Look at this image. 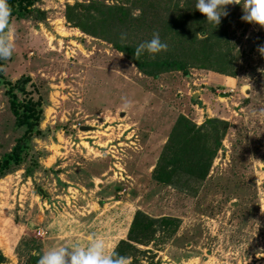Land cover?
Here are the masks:
<instances>
[{
  "label": "rangeland",
  "instance_id": "374dc122",
  "mask_svg": "<svg viewBox=\"0 0 264 264\" xmlns=\"http://www.w3.org/2000/svg\"><path fill=\"white\" fill-rule=\"evenodd\" d=\"M90 1L138 15L142 0H40L45 23L10 18L15 51L0 61V153L18 140L24 149L0 174V264H37L46 250L94 236L123 248L130 264H264V28L229 5L217 26L234 64L228 75L197 67L153 75L68 22L67 5ZM195 2L152 6L161 21L187 28ZM177 32L166 28L167 51L155 58H181ZM123 34L125 45L132 36ZM24 77L22 91H12L35 104L30 131L8 103L7 82ZM122 97L132 102L127 111ZM180 114L196 124L217 118L221 134L206 167L180 162L166 182L155 164Z\"/></svg>",
  "mask_w": 264,
  "mask_h": 264
},
{
  "label": "trees",
  "instance_id": "16d2710c",
  "mask_svg": "<svg viewBox=\"0 0 264 264\" xmlns=\"http://www.w3.org/2000/svg\"><path fill=\"white\" fill-rule=\"evenodd\" d=\"M38 1L40 0H8V3L12 8V15L15 17L30 16L38 22L45 23L44 12L34 6ZM155 2L156 0L140 1L138 15L132 14L128 7L96 1H90L87 4L75 2L73 6L67 5L64 14L74 27H80L83 31L108 40L116 51L127 55L137 67L148 73L150 71L153 75L156 72L178 70L187 73L188 67L207 68L219 74L228 75L229 69L234 64L232 56L227 52L223 53L224 48L222 49V45L219 43L221 36L217 31L218 27L208 24L206 17L201 16L197 9H194L195 12L190 18L193 23L187 28L184 23H180V20L175 24H171L168 18L161 21L155 13V7L152 6ZM147 6L152 8L154 14V18L151 20H148L147 17ZM171 27L181 29L180 33L177 32L179 39H177L174 48L176 49L178 45L177 53L181 58L169 59L165 56L169 54L164 52L165 55L161 58L141 59L140 57L139 60L135 59L134 51L140 43L151 40L154 32H159L160 38H162L166 28ZM126 30L133 38L131 37L130 41L123 45L120 44V36ZM27 80L28 77H24V79L16 81L14 85L8 81L7 83L11 87L7 89V94L9 108L16 119V124H26V130L30 131L33 123L38 119L35 104L29 98L24 102L18 101L12 91L13 87L15 92L22 91ZM219 124H223V122L217 118H207L202 123L196 124L180 114L166 142V151L161 153L160 159L155 164V176L160 180L169 181L170 174L180 162L188 161V165L197 168L203 165L206 167L205 162L211 157L216 147L215 143L220 138ZM23 145L21 140H18L9 151L0 153V174L10 166V163L13 165L19 161L24 149ZM191 169L195 171L194 167ZM132 222L133 225L139 222L136 213L133 215ZM122 249L116 251L118 255L124 252ZM3 260L4 255L0 251V263Z\"/></svg>",
  "mask_w": 264,
  "mask_h": 264
},
{
  "label": "clouds",
  "instance_id": "9594fccd",
  "mask_svg": "<svg viewBox=\"0 0 264 264\" xmlns=\"http://www.w3.org/2000/svg\"><path fill=\"white\" fill-rule=\"evenodd\" d=\"M242 5V20L264 28V0H196L195 9L205 15L208 24L214 27L221 23V17L227 16V6ZM12 8L8 0H0V61L11 59L15 51L14 29L11 23ZM121 42L126 39L120 36ZM167 44L161 41L159 32H154L152 39L140 43L134 51L135 59L147 53L151 58L161 51H167ZM0 73L7 74V69L0 65ZM122 109L127 111L132 102L122 97ZM262 208V207H261ZM264 211V208H262ZM37 264H130L125 256L110 250L108 242L100 236L90 237L85 246L80 244L53 247L39 257Z\"/></svg>",
  "mask_w": 264,
  "mask_h": 264
},
{
  "label": "water",
  "instance_id": "95a60500",
  "mask_svg": "<svg viewBox=\"0 0 264 264\" xmlns=\"http://www.w3.org/2000/svg\"><path fill=\"white\" fill-rule=\"evenodd\" d=\"M39 191H41V192H42V189H41V187H39Z\"/></svg>",
  "mask_w": 264,
  "mask_h": 264
}]
</instances>
